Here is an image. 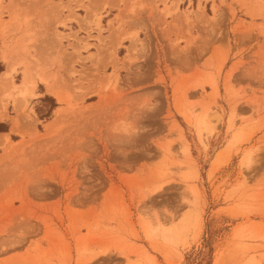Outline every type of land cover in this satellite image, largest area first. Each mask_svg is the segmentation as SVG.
I'll list each match as a JSON object with an SVG mask.
<instances>
[{"label": "rangeland", "instance_id": "1", "mask_svg": "<svg viewBox=\"0 0 264 264\" xmlns=\"http://www.w3.org/2000/svg\"><path fill=\"white\" fill-rule=\"evenodd\" d=\"M3 55L0 264H264V0H0Z\"/></svg>", "mask_w": 264, "mask_h": 264}, {"label": "bare ground", "instance_id": "2", "mask_svg": "<svg viewBox=\"0 0 264 264\" xmlns=\"http://www.w3.org/2000/svg\"><path fill=\"white\" fill-rule=\"evenodd\" d=\"M13 71H14V66L9 61V69L4 74H2L0 76V119H3V117H4L3 112H5V110H6L4 107L5 106L4 103H5L6 98L12 99V98H15L16 96L20 97V100H18V102L16 103L18 105L17 108H23V105H22L23 101L25 102V100H27V97L34 96V90L36 89V86H37V82H36L35 77H34L35 75L31 76L30 74H27V76L25 77L22 84H14L12 81V72ZM31 74H33V73H31ZM55 87L53 86V88L52 87H51V89L49 88V92L54 94L60 103H67L65 96L61 95V93L57 90V87L56 88ZM21 110H23V109H21ZM22 113L23 112L21 111V114ZM24 114L25 113H23V115ZM21 116L22 115H20V117ZM24 116L26 117L27 115L25 114ZM28 118H30V121L32 120L31 117H28ZM19 120H20L19 118L13 120V127L11 129L12 133L16 134L19 132L20 123H21ZM57 122L58 121H56V124H58L60 121L58 123ZM22 124H23V122H22ZM30 124H31V122H30ZM53 125L51 127H54ZM203 128L208 129L206 123H205V126ZM51 129L49 128L47 133ZM51 131L53 132V130H51ZM199 133L202 136L201 130L199 131ZM48 134H50V132ZM9 139H10V133L0 134V146L4 145L6 142H9ZM252 163H253L252 157L248 156L245 159V166H250Z\"/></svg>", "mask_w": 264, "mask_h": 264}, {"label": "crops", "instance_id": "3", "mask_svg": "<svg viewBox=\"0 0 264 264\" xmlns=\"http://www.w3.org/2000/svg\"><path fill=\"white\" fill-rule=\"evenodd\" d=\"M41 22L44 24V20L41 21ZM25 32H26V31H25ZM17 44L20 45L21 42L18 41ZM2 57H3V60L7 63V68H6V70H5L3 73H1V75L4 74V73L9 69V61H10L6 55H3ZM10 62H11V61H10ZM1 75H0V76H1ZM51 94H52V93H51ZM53 96H54V94H53ZM0 134H4V133H0Z\"/></svg>", "mask_w": 264, "mask_h": 264}, {"label": "trees", "instance_id": "4", "mask_svg": "<svg viewBox=\"0 0 264 264\" xmlns=\"http://www.w3.org/2000/svg\"><path fill=\"white\" fill-rule=\"evenodd\" d=\"M2 70H1V68H0V72H1ZM1 127H3V126H1L0 125V133H2V132H6V130H3Z\"/></svg>", "mask_w": 264, "mask_h": 264}]
</instances>
